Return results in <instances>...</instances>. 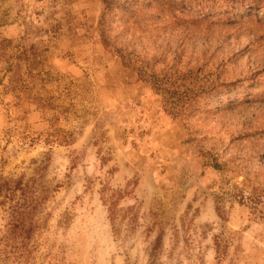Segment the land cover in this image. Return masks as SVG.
Instances as JSON below:
<instances>
[{"label":"rangeland","instance_id":"obj_1","mask_svg":"<svg viewBox=\"0 0 264 264\" xmlns=\"http://www.w3.org/2000/svg\"><path fill=\"white\" fill-rule=\"evenodd\" d=\"M132 1L102 29L103 0H0V38L53 74L19 89L0 59V183L22 188L0 197V264H264L263 13L203 24ZM121 58L186 87L158 93Z\"/></svg>","mask_w":264,"mask_h":264},{"label":"trees","instance_id":"obj_2","mask_svg":"<svg viewBox=\"0 0 264 264\" xmlns=\"http://www.w3.org/2000/svg\"><path fill=\"white\" fill-rule=\"evenodd\" d=\"M150 0L148 7H158L161 10L163 7L168 9L169 13H174L173 18H191L194 15V19L197 23L203 24H215V25H229L238 19L250 20L257 16L258 13H263L264 16V0ZM136 2V0L132 1ZM120 0H103L104 16L101 19L100 25L102 29H105L104 19L106 15L115 14L121 11ZM126 5L129 3H125ZM131 6V5H130ZM129 6V7H130ZM177 15V16H176ZM257 22L262 23L264 20L256 19ZM10 50V52H9ZM9 52V54H8ZM0 59L4 60L7 67L5 68V74L10 73L19 89H26V87L36 86L39 90H47V85L53 83V74L51 71H46V57L43 52L37 49H23L21 46H15L13 41L5 38H0ZM122 59V65L125 68L132 69L142 78V82L150 85L158 93H166L176 95L178 91L184 89L186 86L167 84L165 86H159L155 81L156 76L154 74L148 77L141 74L136 67L132 66L125 59ZM133 67V68H132ZM140 73V74H139ZM1 84V82H0ZM223 87V85L221 86ZM30 91V89H29ZM186 91H188L186 89ZM194 90H190V95L186 100L182 98L178 99V104L172 106V108L166 107V112L172 115L175 119H178L180 115L188 111L195 104L197 96L193 93ZM34 100L39 99V92L34 90L30 91ZM37 97V99L35 98ZM174 104V103H173ZM171 104V105H173ZM60 133L65 137L60 143L71 144L74 142L73 134L60 130ZM18 185L11 187V181H2L0 183V197L4 198L11 196V194H17L22 191L21 186ZM4 203V202H3ZM2 203V204H3ZM24 213L21 211V206L17 205L14 210V215L18 217L17 225L14 226V231L20 233L23 229L22 216ZM15 217V216H14ZM113 221V218H112Z\"/></svg>","mask_w":264,"mask_h":264}]
</instances>
